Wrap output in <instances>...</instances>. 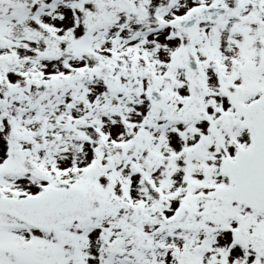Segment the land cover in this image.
<instances>
[{"label":"snow or ice","instance_id":"obj_1","mask_svg":"<svg viewBox=\"0 0 264 264\" xmlns=\"http://www.w3.org/2000/svg\"><path fill=\"white\" fill-rule=\"evenodd\" d=\"M0 264H264V0H0Z\"/></svg>","mask_w":264,"mask_h":264}]
</instances>
